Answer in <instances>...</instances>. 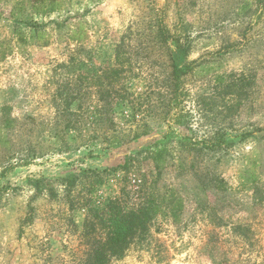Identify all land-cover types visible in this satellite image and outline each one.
<instances>
[{
  "label": "rangeland",
  "instance_id": "obj_1",
  "mask_svg": "<svg viewBox=\"0 0 264 264\" xmlns=\"http://www.w3.org/2000/svg\"><path fill=\"white\" fill-rule=\"evenodd\" d=\"M110 121L141 136L108 148ZM149 146L165 148L160 172ZM151 198L162 211L114 254L93 213ZM0 264H264L254 0H0Z\"/></svg>",
  "mask_w": 264,
  "mask_h": 264
},
{
  "label": "trees",
  "instance_id": "obj_2",
  "mask_svg": "<svg viewBox=\"0 0 264 264\" xmlns=\"http://www.w3.org/2000/svg\"><path fill=\"white\" fill-rule=\"evenodd\" d=\"M255 5L257 8H260L264 12V0H254ZM60 9V5L56 1H51L50 6L46 8L45 10H39L36 9L37 13H42L43 15L56 12ZM173 69L171 72V77L174 80H178L183 72H186L183 70V68H179V63L174 61ZM119 74V70L114 69L109 72L108 78V86L109 91L106 93L107 98V105L112 106V100L114 98H120L121 95L117 91H114V95L112 94V87L115 84V81L117 82L116 77ZM115 78V79H114ZM114 79V80H113ZM221 82V81H220ZM135 110L133 114L135 115ZM109 114V113H108ZM112 121H110V125L107 127V131L112 130V134H107V131L104 132V140L107 142L108 148H113L115 146H119V144H126L131 141H134L135 139L139 138L141 135L138 133H134L133 137H131L132 133L134 131H129L127 133L123 131H116L114 130L115 127L112 125ZM68 131V130H67ZM137 132V131H136ZM68 133V132H67ZM143 135L149 134V131L142 132ZM207 142H203V148L208 146L206 144ZM33 152L32 156L37 157V154L34 150H30ZM147 152V158L154 163L155 169L159 172L166 166H168V162L163 158L166 151L165 148L158 149L156 147L149 146L146 150ZM134 156L126 157L125 163L122 165H119L113 169L112 171H117L119 169L125 171L126 173H129L130 166L133 165V162L136 160ZM108 172V170H103ZM98 174V173H97ZM100 175V174H99ZM98 180L95 182L96 184L102 183V179L100 176H97ZM78 177L72 176L70 178L62 179L61 181L65 183L66 189H71L76 184ZM45 179H37L34 183L35 190L38 193H41L44 191V183ZM143 187V185H142ZM52 191V190H51ZM178 203V202H177ZM163 206L158 202L157 199L151 198L146 200V203L143 207H139V209H126L125 205H122L121 201L115 200L111 202L106 211L99 214L97 212L93 213V216L96 219H100V221H105L109 224L108 227H105L108 229L107 237H106V244L108 247H110L111 251L114 254L121 253L125 247V245L137 234V229L145 228L146 223L152 222L158 214L162 211ZM91 213V212H90Z\"/></svg>",
  "mask_w": 264,
  "mask_h": 264
}]
</instances>
